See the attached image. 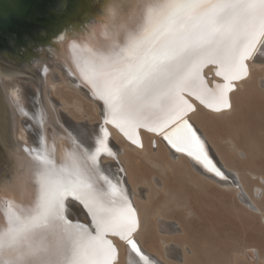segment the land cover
<instances>
[{"label": "bare ground", "instance_id": "1", "mask_svg": "<svg viewBox=\"0 0 264 264\" xmlns=\"http://www.w3.org/2000/svg\"><path fill=\"white\" fill-rule=\"evenodd\" d=\"M93 1L92 4L91 0H81L84 4L80 9L61 14L63 18H73L78 16V12L82 15L85 11L96 16L97 21H85L81 27L73 25L62 29L48 43L36 46L30 57L20 63L5 60L7 68L0 70V231L8 226L9 201L24 216L39 194L38 181L44 169L25 151V144L33 148L46 147L58 163L64 161L68 152L76 150L74 141L88 149L95 147L104 107L92 95L77 63L92 53L107 55L126 46L145 24L146 5L163 2ZM246 63L248 75L242 81L234 82L236 87L229 93L230 108L217 112L193 97L194 110L188 112L190 122L205 141L209 157L224 172V179L217 178L186 153L171 149L154 134L142 129L140 139L143 147H139L114 125H107L108 143L117 158L103 155L101 168L109 175L118 174L121 167L125 170V187L139 217L136 239L154 264H190L189 260L195 258L199 250L191 240L176 241L188 234L179 218L183 215L181 209L186 210L189 218L195 215L190 205L191 195L196 191L187 185L186 180L194 186L215 185L231 191L245 211L252 215L260 213L264 227V174L250 167L242 169L236 164V161L250 164L256 156V133L248 130L241 121L247 116L249 101L264 94V51ZM202 72L210 86L222 82L214 65H206ZM259 111L264 116V108ZM260 123L264 125V117ZM208 125L214 128L218 140L214 139ZM243 141L251 149L245 147ZM70 201L69 218L90 222L86 209L78 202ZM175 213L178 217L174 216ZM221 219L222 222L225 220ZM224 231L219 223L218 239L224 237ZM153 236L157 237L159 249L147 242ZM109 238L118 248V264H136V258L130 257L126 251L124 241L119 237ZM48 242L46 236L40 240L38 235L26 233L14 239L9 237L3 242L4 256L0 259H31L34 258L31 256L33 250H38V254L43 256L41 243L46 245ZM219 250L218 261L211 258L207 264L224 260L222 243ZM232 251L231 264H264V252L255 246H238ZM197 264L203 263L199 261Z\"/></svg>", "mask_w": 264, "mask_h": 264}, {"label": "snow or ice", "instance_id": "2", "mask_svg": "<svg viewBox=\"0 0 264 264\" xmlns=\"http://www.w3.org/2000/svg\"><path fill=\"white\" fill-rule=\"evenodd\" d=\"M264 51V0H163L146 5L138 35L107 55L92 53L77 63L80 75L102 102L104 117L95 147L78 142L58 163L46 147L24 149L44 171L39 194L21 216L7 205L3 242L21 234L45 236L43 256L0 259V264H118L119 237L136 264H154L141 249L136 233L138 213L125 187L126 173L106 174L100 158H117L108 143L112 124L132 144L143 147L141 130L160 137L178 153H186L215 176L225 174L209 157L205 141L188 118L191 98L219 112L231 107L229 93L248 75L247 61ZM214 65L222 80L210 86L203 76ZM41 139L42 146L44 145ZM86 209L90 222L70 219L68 201Z\"/></svg>", "mask_w": 264, "mask_h": 264}, {"label": "rangeland", "instance_id": "3", "mask_svg": "<svg viewBox=\"0 0 264 264\" xmlns=\"http://www.w3.org/2000/svg\"><path fill=\"white\" fill-rule=\"evenodd\" d=\"M9 2L15 3V8L25 13L27 19L30 18L34 20L33 22L37 19H41L47 11V16L50 17L52 14V7L49 8V0H9ZM93 2L94 1L91 0L92 4ZM83 4L81 0H56L55 6L56 8H62L64 10L62 14H65L71 12V10L76 11L80 9ZM77 14L78 16L73 18H66L67 16H64L63 19L68 20L65 22L64 27L70 28L73 25H82L86 18L93 16L91 14H86L85 11H83L82 15H79V12ZM39 32L40 34L37 35V38H40L39 40H33L26 35L23 36V40L25 41L23 45L16 44L18 38L17 33H10L8 39L13 49L6 50L7 52L0 55V70L7 68L6 64H4L5 60L20 63L30 57V55L34 53L35 47L42 43H48L52 39L54 33H47L44 30H40ZM246 108L248 112L247 116L244 119L242 118L241 122L248 130H253L256 133L255 147L253 146L256 150V156L254 161L250 164H244L239 161H236V164L242 169L250 167L254 171L264 174V125L260 123L264 116L262 112L259 113V109L264 108V94L252 98ZM208 129L214 139L218 140L216 132L213 131L214 128L208 125ZM243 143L245 147L251 149L249 144L244 141ZM185 182L196 191V193L191 195L192 205H190L195 211V215L189 218L185 214L186 210L181 209L183 210V215H180L179 218L184 222L188 234L186 238L182 236V238H177L176 241L182 242L185 239L191 240L196 249H199L196 252L195 258L191 257L189 260L190 264H197L199 261L203 264H207V261L211 258H213V260L216 258V261H218L220 257L219 246L221 243L225 248L224 260L216 264H231L230 260L231 257H233L232 250L235 247L238 248V246L242 248V246L251 245L264 252V227L261 225L259 212L256 215H252L245 211L242 205L237 202L231 191L222 190L215 185L205 184L202 186H194L192 182L187 180ZM249 185L251 186V183H249ZM250 186L249 190H251ZM132 202L134 204L133 199ZM68 206H71L70 200L68 201ZM68 213L69 216H71L70 210ZM174 216L178 217V214ZM221 217L225 219L223 222L221 221ZM219 223H221L225 230L222 239H218L217 237ZM146 236L147 234L144 235V237ZM147 242L157 249L160 248L157 237L155 236L151 237Z\"/></svg>", "mask_w": 264, "mask_h": 264}, {"label": "water", "instance_id": "4", "mask_svg": "<svg viewBox=\"0 0 264 264\" xmlns=\"http://www.w3.org/2000/svg\"><path fill=\"white\" fill-rule=\"evenodd\" d=\"M55 4H56V0H49V6H50L49 8L52 7L51 10L52 14L50 15V17L47 16V12H48L47 11L41 19L39 20L37 19L35 22H33L34 20L30 18L27 19V15L25 13L15 8V3H10L9 0H0V55L3 54L4 52H7L6 50L13 49L12 48L13 46L11 45L8 39L9 34L12 32L17 33L18 35L16 44L23 45L25 44V41L23 40V36L25 35L29 36L33 40H39L37 38V35L40 34L39 32L40 30H44L47 33L54 32L52 35L54 37L56 34L62 31V28H66L64 27V24L68 20H64L63 16L61 15V13L64 12V10L62 8H56ZM98 12L100 13L101 10L99 9ZM50 18L55 22L53 23V21H51ZM85 21L94 22L97 21V17L91 16L86 18ZM85 21L83 22V24L85 23ZM83 24L78 25V27L83 26ZM30 28H34V29H30ZM72 40L73 39H71V41ZM259 53L260 52L256 53L254 56L258 55ZM72 75L75 76L74 73H72ZM198 133L199 135H201L199 130ZM29 156L33 159L31 155ZM33 160L38 162L36 159ZM69 210L70 207L68 206V212Z\"/></svg>", "mask_w": 264, "mask_h": 264}]
</instances>
